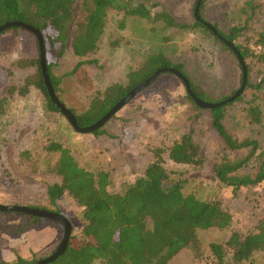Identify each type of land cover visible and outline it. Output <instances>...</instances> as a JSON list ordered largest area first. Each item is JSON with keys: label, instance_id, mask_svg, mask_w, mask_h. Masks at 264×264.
<instances>
[{"label": "rangeland", "instance_id": "1", "mask_svg": "<svg viewBox=\"0 0 264 264\" xmlns=\"http://www.w3.org/2000/svg\"><path fill=\"white\" fill-rule=\"evenodd\" d=\"M151 1L159 3L153 11L167 10L180 22H195L197 0ZM202 17L225 33L235 26L243 28L237 41L248 37L247 45L254 53L259 52L252 39L264 32V0H204ZM59 49L52 47L46 57L52 64V74L60 79L57 91L60 100L77 113L88 108L96 91L104 90L113 82L126 83L129 72L157 52L175 63H183L193 81L214 99L231 96L242 84L243 73L236 54L205 28H164L160 21L124 17L117 9L108 11L99 47L88 58L96 62H85L73 74L80 58L73 54L71 43L61 56L57 54ZM37 58L40 59L37 37L30 31L10 30L0 35V71L6 78V86L0 88V98L7 94L9 87L20 88L25 78L37 70L33 65L20 68L15 65L16 61ZM249 61V80L256 84L264 78V64L252 58ZM244 95L250 99L252 90L248 89ZM242 107V102L229 106L225 122L238 137H257L264 152V119L262 123H249L244 119ZM211 119L209 109L196 116L184 82L171 72L159 74L97 134L76 131L61 111L48 108L46 96L39 88L31 86L25 95L15 92L8 96L5 111L0 114V204L54 209L47 186L58 179L55 165L59 153L46 152L49 139H59L69 147L86 169L111 170L113 184L109 189L112 192L123 190L143 172L154 159L153 149L160 147L166 158L165 166L186 179L185 194L194 193L201 198L215 196L233 214L228 228L198 230L200 254L193 248H185L169 263L209 264L212 242H224L234 231L247 233L264 220V183L234 189L221 186L215 180L212 166L225 151ZM191 131L206 155L202 166L177 164L168 157L172 142ZM24 151L28 155L22 156ZM228 153L230 157L244 155ZM58 207V213L73 224L72 231L81 230L80 207L75 200L65 196L58 201ZM18 213L0 211V262L13 263L18 256L34 262L53 253L63 239L64 226L54 220L26 226ZM20 223L26 228L24 231H19ZM246 264H264V249L256 251Z\"/></svg>", "mask_w": 264, "mask_h": 264}, {"label": "trees", "instance_id": "2", "mask_svg": "<svg viewBox=\"0 0 264 264\" xmlns=\"http://www.w3.org/2000/svg\"><path fill=\"white\" fill-rule=\"evenodd\" d=\"M247 4H251V1ZM158 6L159 3H153L151 0H0V26L11 21H22L37 28L44 37L46 54L52 47H59L57 54L61 56L67 45L71 43L73 54L80 58L72 71L73 74L85 62H96V59L88 58L95 54L99 47L110 9L122 11L124 17L139 16L153 22L160 21L164 24V28L203 27L221 41L225 48L233 52L226 42L197 19L195 13L194 23H184L167 10L153 11ZM203 6L204 0L199 12L202 19ZM214 26L241 52L248 71L245 90L234 101L214 108L201 107L188 91L187 97L195 106L196 116L201 115L204 109L210 110L211 125L223 142L225 153L212 166L215 180L221 186L234 189L258 185L264 183V152L261 150L260 140L251 135L242 138L236 136L228 128L225 119L227 108L236 102H242L241 111L244 113V119L249 123H262L264 78L256 84L251 83L249 60L252 58L264 64V50L261 53H254L247 45V42H250L248 37L244 41H237L243 28L235 26L230 32L225 33ZM21 29L27 30L15 26L5 29L0 35L10 30ZM252 40L254 44L264 46V32L259 33ZM15 65L20 68L33 65L37 70L25 78L20 88L17 86L8 88L7 94L0 98V114L5 111L9 95L15 92L25 95L30 91L31 86L39 88L44 93L50 110L60 112L48 92L40 59H20ZM51 66L47 58L48 73L57 93L60 79L52 74ZM240 66L242 68L241 63ZM163 67H174L182 72L190 81L195 94L204 101L217 103L227 98L214 99L212 94L193 81L183 63H175L164 53L157 52L133 68L128 74L126 83L113 82L104 90L96 91L85 111L77 113L71 109L78 124L86 127L97 122L131 89ZM3 75L0 71V88L6 86V78ZM248 89L252 90L250 99L244 97ZM234 93L235 91L232 95ZM99 130L100 128L91 133L97 134ZM45 150L48 153H59L55 165L58 179L47 186L48 198L54 209L48 210L60 212L58 201L70 196L80 207L82 223L81 230L71 232L65 252L48 264H169L185 248H193L197 254H200L198 230L225 229L233 222V214L223 206L219 198L215 196L201 198L194 193H184L186 179L165 166L166 158L160 147L153 149L154 159L143 172L127 183L123 190L117 192L109 189L113 184L111 170L101 168L98 172H93L86 169L77 161L72 150L59 139H49ZM228 151L242 152L244 155L230 157ZM21 155L26 156L28 153L24 151ZM168 157L177 164L202 166L206 162V155L195 140L192 131L172 142ZM1 158L0 143V161ZM18 214L26 226H37L43 221H53L36 215L21 212ZM25 229L20 223L19 231ZM72 229H74L73 224ZM262 249H264V220L247 233L234 231L224 242H212L209 264H246L247 261L252 260L256 251ZM32 262L18 256L16 261L10 264ZM0 264L7 263L0 262Z\"/></svg>", "mask_w": 264, "mask_h": 264}, {"label": "water", "instance_id": "3", "mask_svg": "<svg viewBox=\"0 0 264 264\" xmlns=\"http://www.w3.org/2000/svg\"><path fill=\"white\" fill-rule=\"evenodd\" d=\"M202 0H197L194 13L197 17V19L201 20L209 29L213 31L215 35H217L222 41L226 42L233 50V52L236 54L237 58L239 59V62L242 65L243 69V82L241 84V87L235 91V93L226 99L219 101L217 103L207 102L199 98L193 89L191 88L190 81L183 75L182 72H180L177 68L174 67H163L158 70H156L150 77L139 83L136 87L131 89L125 97H123L119 102H117L101 119H99L97 122H95L92 125L81 127L76 119L75 114L72 112L70 108H68L58 97L56 91L54 90V87L52 85L50 75L48 73V67H47V57H46V49L44 44V37L40 30L37 28H34L25 22L22 21H11L7 22L0 26V33L3 32L7 28L20 26L22 28H25L32 32L38 40L39 45V52H40V65L42 68V74L45 80V84L47 86L48 92L50 94L51 99L53 100L54 104L58 107V109L67 117V119L70 121L74 129L81 133H91L95 131L98 128H101L110 118H112L124 105H126L129 101H131L140 91H142L144 88H146L148 85H150L159 74L163 72H171L177 75L182 81L185 83L186 89L188 93L195 99L198 105H200L203 108H214L223 104H227L228 102L234 101L238 96H240L243 91L245 90L248 78V71L246 64L244 62V59L241 55V52L235 47L234 43L226 40L217 30V28L212 25L209 22L204 21L200 15V6H201ZM0 211L9 212V211H15V212H21L29 215H36L40 217H45L54 221H57L61 223L64 226L65 232L63 239L61 240L59 246L56 248V250L51 253L50 255L41 258L37 261H34L30 264H48L50 262H53L56 260L61 254L65 252V250L68 247L70 235L72 232V224L64 215L54 212L48 209L44 208H36V207H30V206H23V205H3L0 204Z\"/></svg>", "mask_w": 264, "mask_h": 264}, {"label": "built area", "instance_id": "4", "mask_svg": "<svg viewBox=\"0 0 264 264\" xmlns=\"http://www.w3.org/2000/svg\"><path fill=\"white\" fill-rule=\"evenodd\" d=\"M258 49H259V52H256V53H261L264 50V46L258 45Z\"/></svg>", "mask_w": 264, "mask_h": 264}]
</instances>
